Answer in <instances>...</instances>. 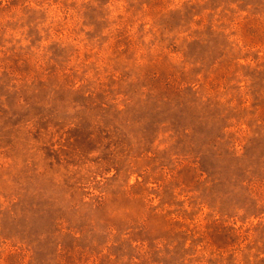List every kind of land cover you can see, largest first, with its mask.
Wrapping results in <instances>:
<instances>
[{
  "label": "rangeland",
  "instance_id": "1",
  "mask_svg": "<svg viewBox=\"0 0 264 264\" xmlns=\"http://www.w3.org/2000/svg\"><path fill=\"white\" fill-rule=\"evenodd\" d=\"M0 264H264V0H0Z\"/></svg>",
  "mask_w": 264,
  "mask_h": 264
}]
</instances>
